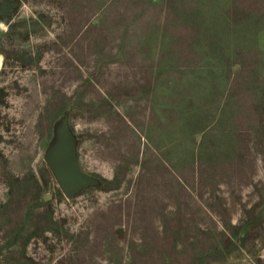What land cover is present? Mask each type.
Masks as SVG:
<instances>
[{
	"label": "rangeland",
	"instance_id": "rangeland-1",
	"mask_svg": "<svg viewBox=\"0 0 264 264\" xmlns=\"http://www.w3.org/2000/svg\"><path fill=\"white\" fill-rule=\"evenodd\" d=\"M0 264H264V0H0Z\"/></svg>",
	"mask_w": 264,
	"mask_h": 264
},
{
	"label": "water",
	"instance_id": "water-1",
	"mask_svg": "<svg viewBox=\"0 0 264 264\" xmlns=\"http://www.w3.org/2000/svg\"><path fill=\"white\" fill-rule=\"evenodd\" d=\"M62 138L57 149L53 152L49 165L67 195H71L80 187L91 182V178L81 169L73 140L63 128Z\"/></svg>",
	"mask_w": 264,
	"mask_h": 264
}]
</instances>
